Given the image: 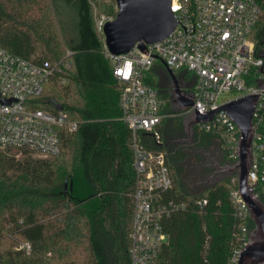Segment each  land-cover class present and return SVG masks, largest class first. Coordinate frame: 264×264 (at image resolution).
I'll list each match as a JSON object with an SVG mask.
<instances>
[{"label": "trees", "instance_id": "16d2710c", "mask_svg": "<svg viewBox=\"0 0 264 264\" xmlns=\"http://www.w3.org/2000/svg\"><path fill=\"white\" fill-rule=\"evenodd\" d=\"M61 1L71 9L76 38L61 36L52 1L47 7L40 0H0V46L35 62L70 63L51 73L34 98L35 107L63 110L79 122L74 132L62 129L56 155L41 158L22 151L17 156L0 148V264H130L132 133L121 119V84L104 54V37L95 26L100 13L94 12L97 6L115 15L116 2ZM255 2L260 14L249 37L255 55L261 56L264 0ZM160 78L169 82L157 62L144 81L165 99L166 116L158 126L164 141L157 146L143 133L140 138L148 148L166 152L173 183L166 198L186 207L163 218L168 243L159 250L156 264H228L241 226L252 228L251 220L235 217L230 192L236 175L201 179L213 168L204 161L205 150L216 151L220 164L227 162L226 151L212 133L194 130L192 145L169 143L183 134L182 116L171 110ZM193 158L195 164H190ZM184 164L195 170H189L191 181L183 177ZM198 199L207 201L201 211L195 205ZM21 243H29V251L18 248Z\"/></svg>", "mask_w": 264, "mask_h": 264}, {"label": "built area", "instance_id": "2783aa9c", "mask_svg": "<svg viewBox=\"0 0 264 264\" xmlns=\"http://www.w3.org/2000/svg\"><path fill=\"white\" fill-rule=\"evenodd\" d=\"M170 7L176 19L173 31L159 41L145 44V50L136 43L126 53L112 54L104 43V54L121 84V119L132 133L130 264H156L159 250L168 243L163 218L186 207L184 202L166 198L173 184L166 152L148 148L140 138L143 133L157 146L164 141L158 126L166 116L162 111L165 99L157 88L144 81L157 62L165 70L170 68L179 79L182 76L180 80L193 82L194 104L178 114L183 116L192 109L200 114L215 111L211 119L194 125V130L216 135L228 162L238 159L240 130L222 106L243 96H257L252 112V162L247 182L264 205V58L255 55V45L249 37L260 9L255 0H171ZM114 17L96 16L97 31L102 33L105 23ZM60 65L68 67L70 63L68 60L35 62L0 46L1 149L15 151V155L27 151L36 157H48L60 152L62 129L77 130L79 122L69 119L63 110L35 107L34 98L41 95L51 73ZM230 194L236 204L235 217L250 220L236 177ZM206 202L198 199L195 205L201 211ZM250 230L246 225L241 226L228 264H238ZM18 248L29 251L30 245L21 243Z\"/></svg>", "mask_w": 264, "mask_h": 264}, {"label": "water", "instance_id": "95a60500", "mask_svg": "<svg viewBox=\"0 0 264 264\" xmlns=\"http://www.w3.org/2000/svg\"><path fill=\"white\" fill-rule=\"evenodd\" d=\"M117 12L113 20L105 23L102 34L108 51L112 54L128 52L136 43L145 50V44L154 43L170 34L176 19L171 10V0H115ZM264 58V55H261ZM169 82L160 78V86L167 87L168 101L174 113L184 112L194 104L191 87L166 67ZM259 86H263L259 83ZM257 96H243L222 106L240 130L237 143L238 159L235 162L220 164V156L212 161L215 171L210 175V182L222 174H235L237 189L248 207L252 228L248 243L242 248L238 264H264V205L254 196L247 182L251 167V143L253 138L252 112ZM215 111L200 114L195 109L185 113L181 118L183 136L170 139L175 143H191L194 125L211 119Z\"/></svg>", "mask_w": 264, "mask_h": 264}, {"label": "rangeland", "instance_id": "374dc122", "mask_svg": "<svg viewBox=\"0 0 264 264\" xmlns=\"http://www.w3.org/2000/svg\"><path fill=\"white\" fill-rule=\"evenodd\" d=\"M40 2L43 5H46L47 7H48L50 2L54 4V18L56 19L58 27L60 26L62 28V35L61 34L60 35L64 36L66 39L76 38L77 35H76V30L74 28V22H73V16H72L71 9L67 5H65L61 0H40ZM115 9L117 10V8H115ZM95 11H96V13L107 14L106 12L99 10V8L97 6H94V12ZM14 152L15 151H11V153H14ZM206 152H209L212 155L214 154V153H211V151L205 150V152H204L205 154H203V155H206ZM213 156H215V155H213ZM195 161H196V159H194V158L191 159L190 164H195ZM189 170L192 173H194V171H195L194 169L191 168V166L184 164V169L182 171L183 177H185L186 180L191 181L192 179H194V177L189 173ZM199 180H200V178H199ZM187 184H188V182H187ZM188 185L192 188L191 182Z\"/></svg>", "mask_w": 264, "mask_h": 264}, {"label": "flooded vegetation", "instance_id": "af4514ba", "mask_svg": "<svg viewBox=\"0 0 264 264\" xmlns=\"http://www.w3.org/2000/svg\"><path fill=\"white\" fill-rule=\"evenodd\" d=\"M168 78H169V77H168ZM191 82H192V81H191ZM181 136H183V134L179 135L178 137H181ZM176 138H177V137H176ZM169 143H170V144H174L175 142H169ZM175 144H179V145H192V142L189 143V144H188V143H175ZM203 154H205V153L203 152ZM213 155H215V156H213ZM213 155L210 154L209 152L206 153V155H204V161H205V163H206L207 165L212 164V161H214L215 158H217V156H219V155L217 154L216 151L214 152ZM214 171H215V168L213 167L211 173H210L209 175H206V176H201V179H202L203 181H208L210 175H212V173H213ZM194 175L196 176V175H198V174L195 173Z\"/></svg>", "mask_w": 264, "mask_h": 264}]
</instances>
